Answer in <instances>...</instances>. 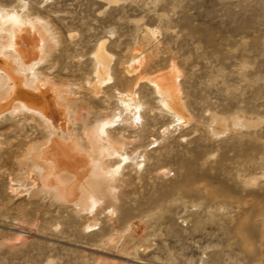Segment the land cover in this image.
<instances>
[{
  "label": "rangeland",
  "instance_id": "obj_1",
  "mask_svg": "<svg viewBox=\"0 0 264 264\" xmlns=\"http://www.w3.org/2000/svg\"><path fill=\"white\" fill-rule=\"evenodd\" d=\"M0 8L46 25L40 79L70 99L84 147L85 131L107 121L113 150L95 207L78 206L56 181L28 175L51 127L31 113L0 118V264H264V0ZM102 41L112 58L105 79L94 58ZM173 67L183 122L151 84ZM131 92L143 106L136 123L119 101ZM72 154L82 172L84 155Z\"/></svg>",
  "mask_w": 264,
  "mask_h": 264
},
{
  "label": "bare ground",
  "instance_id": "obj_2",
  "mask_svg": "<svg viewBox=\"0 0 264 264\" xmlns=\"http://www.w3.org/2000/svg\"><path fill=\"white\" fill-rule=\"evenodd\" d=\"M105 1L118 2V0ZM36 23L40 24L41 29L35 26ZM42 30L47 29L39 18L31 19L13 10L0 8V118L6 114L16 116L25 113L43 118L51 127V138L43 148L38 149V153L33 155L32 160L35 164L28 170V175L32 176L34 171H37L44 185L54 180L59 194L75 198L71 200L78 206L94 208L93 193L113 174L105 160L108 153L113 151L111 139L105 131L108 123L102 122L95 128L85 131V138L89 142L88 148L73 135V129L69 124L72 118L70 99H62L47 82L40 79L38 73V67L45 61L47 55V40ZM105 45V41L100 42L94 53L96 75L102 79L106 78L107 73L109 75L110 63H112ZM141 56L140 53L134 55L129 67L139 66ZM168 76L169 80L165 74L161 78L152 80L151 84L160 97L162 106L175 117L177 122H183L186 117L184 107L179 100L177 85L180 73L173 67ZM119 101L125 112L132 114L133 122L136 123L135 120L141 119L140 110L143 106L137 100L135 92L119 93ZM73 152L85 157L82 172L74 170L72 166L76 157ZM36 161L43 162L39 166ZM77 190L79 194L76 193ZM92 197L93 200H90Z\"/></svg>",
  "mask_w": 264,
  "mask_h": 264
}]
</instances>
